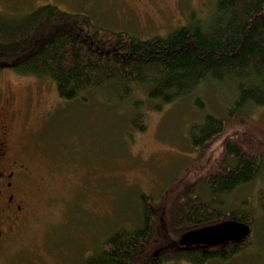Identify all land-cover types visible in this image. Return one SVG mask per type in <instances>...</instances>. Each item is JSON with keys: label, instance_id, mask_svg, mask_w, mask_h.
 Instances as JSON below:
<instances>
[{"label": "rangeland", "instance_id": "obj_1", "mask_svg": "<svg viewBox=\"0 0 264 264\" xmlns=\"http://www.w3.org/2000/svg\"><path fill=\"white\" fill-rule=\"evenodd\" d=\"M46 5L140 40L165 37L192 16L208 21L215 9L214 0H0V17L19 18ZM7 94L12 156L31 176L25 220L0 243V264H84L109 235L137 227L140 194L160 202L165 214L175 195L205 171L188 140L204 115L196 99L205 112L224 117L236 96L226 82L206 83L158 111L143 87L123 101L107 89L66 101L52 81L4 70L0 110ZM245 113L264 125V108ZM136 114L143 117L141 132L130 123ZM198 192L209 198L203 186ZM263 201L264 176L225 197L224 210L240 208L251 216L249 240L232 259L206 264H264Z\"/></svg>", "mask_w": 264, "mask_h": 264}, {"label": "trees", "instance_id": "obj_2", "mask_svg": "<svg viewBox=\"0 0 264 264\" xmlns=\"http://www.w3.org/2000/svg\"><path fill=\"white\" fill-rule=\"evenodd\" d=\"M214 3L208 21L192 16L189 24L148 40L106 30L87 16L51 5L19 18L0 17V73L10 70L50 80L66 101L104 89L123 101L143 87L158 111L206 83L228 82L235 89L224 117L205 112L204 103L195 101L204 115L190 128L188 140L196 161L205 166L203 174L175 195L165 214L160 202L140 194L137 227L109 235L84 264L224 262L242 252L249 240L215 247L178 245L184 234L225 221L251 230L249 213L224 210V200L264 176V125L245 113L251 106L264 108V0ZM130 123L144 130L142 114ZM222 137L220 149L212 155L214 143ZM199 186L208 199L199 195Z\"/></svg>", "mask_w": 264, "mask_h": 264}, {"label": "flooded vegetation", "instance_id": "obj_3", "mask_svg": "<svg viewBox=\"0 0 264 264\" xmlns=\"http://www.w3.org/2000/svg\"><path fill=\"white\" fill-rule=\"evenodd\" d=\"M10 99L7 94L0 110V243L23 225L28 203L25 182L31 176L30 170L12 156Z\"/></svg>", "mask_w": 264, "mask_h": 264}, {"label": "water", "instance_id": "obj_4", "mask_svg": "<svg viewBox=\"0 0 264 264\" xmlns=\"http://www.w3.org/2000/svg\"><path fill=\"white\" fill-rule=\"evenodd\" d=\"M249 235L250 228L246 224L225 221L215 226L184 234L179 239V245L184 248H189L196 246L215 247L227 243L240 244Z\"/></svg>", "mask_w": 264, "mask_h": 264}]
</instances>
